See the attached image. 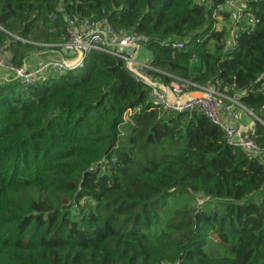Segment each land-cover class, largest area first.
I'll list each match as a JSON object with an SVG mask.
<instances>
[{
    "label": "trees",
    "instance_id": "1",
    "mask_svg": "<svg viewBox=\"0 0 264 264\" xmlns=\"http://www.w3.org/2000/svg\"><path fill=\"white\" fill-rule=\"evenodd\" d=\"M208 1L233 0H0L15 64L58 53L71 22L132 28L162 82L244 92L263 150L162 110L105 52L34 85L0 79V264H264V0H242L254 23L231 46Z\"/></svg>",
    "mask_w": 264,
    "mask_h": 264
},
{
    "label": "built area",
    "instance_id": "2",
    "mask_svg": "<svg viewBox=\"0 0 264 264\" xmlns=\"http://www.w3.org/2000/svg\"><path fill=\"white\" fill-rule=\"evenodd\" d=\"M236 2L238 0L214 7L212 2L208 1V4L213 6L211 15L215 20L214 27L217 30H227L228 46L235 44L238 34L246 31V27L253 26L254 23L252 14L244 12L245 4L239 3L237 10L239 12L228 14L226 6ZM226 16L230 20L235 17L232 26L229 22L224 23ZM141 40L140 35L132 28H115L107 22L93 23V20L89 19H83L79 23L71 22L66 28L63 41L57 44L64 52L63 57L46 58V60L40 58L31 67L26 61L21 65L15 64L10 54H3L0 50V79L15 80L21 86L34 85L43 82L50 75L75 68L93 51L105 52L124 61L133 77L148 86L149 101L157 104L162 110L170 112L196 110L221 129L226 142L240 147L246 156L253 158L261 154L263 150L258 145L254 134L255 121H261V119L241 103L240 96L244 92L233 90L228 93L217 87L204 86L200 88L199 93H194L188 90L187 81L162 82L160 77L148 72L153 68L151 53ZM172 46L182 49L184 41L176 40ZM139 109L140 106L135 110ZM242 110L247 112L248 117L245 126L240 122ZM172 264L185 263L178 259Z\"/></svg>",
    "mask_w": 264,
    "mask_h": 264
},
{
    "label": "rangeland",
    "instance_id": "3",
    "mask_svg": "<svg viewBox=\"0 0 264 264\" xmlns=\"http://www.w3.org/2000/svg\"><path fill=\"white\" fill-rule=\"evenodd\" d=\"M239 3H240L241 5H244V3H243L242 0H238V2H236L235 4H228V5L226 6V8H227V10H228V14H234V13L239 12V11H237L238 8H239V6H240ZM231 10H233L234 12L231 11ZM226 17H227V16H226ZM234 19H235V17H234L232 20H230V18L227 17V19H225L224 23L229 22V25L232 26V25H233V21H234ZM229 28H230V27H229ZM226 29H227V27H226ZM228 30H229V29H228ZM33 53H34V54H38V53H40V52H33ZM47 53H48V54H47ZM63 55H64V52L60 49V51H59L58 53H50V52H46L44 55H42V56H44V57H41V59L46 60V58L51 59V58H56V57H63ZM199 91H201V90H198V91H190V92L199 93ZM203 200H204V199L201 198L200 195H197V196H196V199H195V202H194V205H195V206L199 205Z\"/></svg>",
    "mask_w": 264,
    "mask_h": 264
},
{
    "label": "crops",
    "instance_id": "4",
    "mask_svg": "<svg viewBox=\"0 0 264 264\" xmlns=\"http://www.w3.org/2000/svg\"><path fill=\"white\" fill-rule=\"evenodd\" d=\"M42 56H40V54H34L32 53L31 56L26 60V62L28 63L29 66L33 67L37 62L38 60L41 58ZM241 116H240V119L243 123V126H245L247 120H248V117H247V112H245L244 110L241 111Z\"/></svg>",
    "mask_w": 264,
    "mask_h": 264
},
{
    "label": "water",
    "instance_id": "5",
    "mask_svg": "<svg viewBox=\"0 0 264 264\" xmlns=\"http://www.w3.org/2000/svg\"><path fill=\"white\" fill-rule=\"evenodd\" d=\"M96 22V20H93V23H95Z\"/></svg>",
    "mask_w": 264,
    "mask_h": 264
}]
</instances>
